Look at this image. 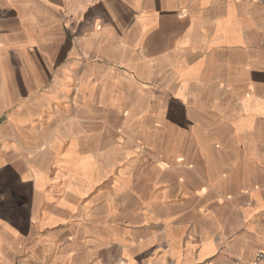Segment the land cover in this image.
<instances>
[{"label": "crops", "instance_id": "crops-1", "mask_svg": "<svg viewBox=\"0 0 264 264\" xmlns=\"http://www.w3.org/2000/svg\"><path fill=\"white\" fill-rule=\"evenodd\" d=\"M263 41L259 0H0V264L18 253L19 264H89L113 246L126 264H253L264 252L262 153L238 178L221 176L222 223L202 219L209 205L199 204V219L124 246L113 230L67 214L114 163L121 132L148 138L146 101L164 83L193 82L220 62L215 52L235 50L264 74ZM156 67L172 70L162 79ZM39 226L50 234H26Z\"/></svg>", "mask_w": 264, "mask_h": 264}, {"label": "rangeland", "instance_id": "rangeland-1", "mask_svg": "<svg viewBox=\"0 0 264 264\" xmlns=\"http://www.w3.org/2000/svg\"><path fill=\"white\" fill-rule=\"evenodd\" d=\"M214 55L220 62L201 67L197 80L181 87L175 79L164 87L160 84L164 93L146 101L152 109L148 138L121 132L124 141L116 147L114 163L105 167L96 184L87 187L91 189L71 200L76 211L54 213L67 214L72 223L86 221L113 230L124 246L128 240L141 241L149 234L158 235L166 228L199 219V213L192 211L199 204L209 205L202 211V219L210 225L222 223L229 212L228 201L216 200L227 188L228 180L221 176L238 178L242 167L248 168L260 153L264 155V74L246 63L237 50L224 58L221 52ZM171 70L154 69L162 79H167ZM247 79L252 84L246 83ZM140 119L144 121L146 116L141 113L136 117V125ZM200 186L206 190L196 196L193 191ZM55 199L62 202L65 196L56 195ZM41 214L33 213L27 219L38 221ZM48 230L39 226L26 234L40 237L50 234ZM183 231L186 236V229ZM144 256L141 247L135 262L143 261ZM21 259L18 253L12 262L19 264ZM96 262L128 263L116 246L89 264Z\"/></svg>", "mask_w": 264, "mask_h": 264}, {"label": "built area", "instance_id": "built-area-1", "mask_svg": "<svg viewBox=\"0 0 264 264\" xmlns=\"http://www.w3.org/2000/svg\"><path fill=\"white\" fill-rule=\"evenodd\" d=\"M259 1H261L262 3H264V0H259ZM263 257H264V252H257L255 254V258H254L253 264L258 263L261 259H263Z\"/></svg>", "mask_w": 264, "mask_h": 264}]
</instances>
